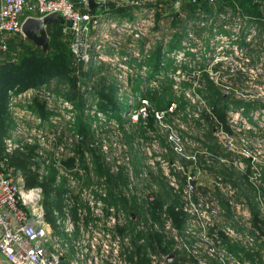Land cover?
Here are the masks:
<instances>
[{"label": "rangeland", "instance_id": "obj_1", "mask_svg": "<svg viewBox=\"0 0 264 264\" xmlns=\"http://www.w3.org/2000/svg\"><path fill=\"white\" fill-rule=\"evenodd\" d=\"M188 2L190 0L179 3L177 0H117L104 10L103 22L93 34L79 35L80 43L91 42L88 49L97 55L96 59L83 60L75 55L73 42L78 35L65 30L63 23L46 26L54 46L70 59L69 79L77 80L81 87L84 114L89 117L85 120L87 135H73L81 113L64 97L69 84L56 86L54 81L40 90L11 84L5 90L7 97L4 96L5 104H0V114L13 120L10 134L26 143L25 148L13 155L14 163L20 162L16 166L22 169L24 182L35 172L42 187L53 191L58 204L46 208L48 217L54 219L53 209L56 208L61 214L70 213L77 220L88 243L95 245L98 260L93 264H108L111 257L122 263L124 246L133 249L129 239L138 229L128 205L135 198L141 202L149 193L164 189L168 180L177 183L176 173L182 169L191 174L195 185H206L211 190L217 186L227 193L244 191L246 187L264 189V42L262 44L260 38L254 40L258 33L254 24L242 31L247 40L253 38L254 43L249 48L240 45L243 18L240 14L233 16L232 22L230 14L221 15L217 28L205 41V36L196 34L207 18L199 12L194 17L198 24L185 25L181 40L184 52L170 51L169 45L184 16L180 10ZM209 2L218 6L224 0ZM176 14H179L178 18ZM135 25H142L140 35H133L131 29ZM98 31L100 35L96 37ZM105 32L107 37L101 35ZM12 38L11 41L19 42L21 51L22 45L31 42L24 33H17ZM260 42L262 46L255 45ZM159 44L162 46L160 53L157 51ZM79 46L82 50L86 48L84 44ZM0 56L1 73L19 60L18 55L14 59L13 53L0 52ZM194 64L198 71L202 65L215 77L219 94L230 96L223 101L230 102L227 123L233 128L232 138L222 127H216V136H206L203 128L207 122L200 121L196 113L194 117L186 111L169 113L172 107L169 112L155 110V122L150 118L149 113L156 103L152 95L156 90L161 93L168 89L180 99L183 97L196 107H203V97L195 88L202 87L199 76L202 77L205 71L190 75L188 69L195 67ZM240 71L244 72L242 78L238 75ZM229 77L238 80L231 81ZM50 87H57L61 96L54 99L51 92L53 95L47 97L46 89ZM38 92L45 107L56 113L55 117L47 116L43 120L36 111L27 108L34 105L32 97ZM100 93L111 95L125 107L120 120H105L96 110L102 101ZM54 125L58 128L55 131ZM211 143L217 145L219 153L212 155L207 151L210 148L207 145ZM3 147V135L0 134V157L5 158ZM203 155L212 157L210 163L221 169L220 174L213 176L199 168V156ZM190 158L194 162H188L183 168L182 163ZM226 166H231L234 172H225ZM106 167L118 173L115 180L107 178ZM35 185L39 184H32ZM191 189L186 188L185 201L190 198ZM110 196H113V204L104 199ZM195 197L186 203L190 218L183 236L176 238V247H186L187 251L188 247L193 248L197 260L192 261V256L181 253L174 256L175 264H210L203 254L216 256L210 252L214 250L210 247L214 242L209 234L211 230L223 232L229 241L240 240L253 246V261L264 260V241L257 239V235L263 237L264 234L259 233V225L254 223L253 213L244 201L234 202L229 216L216 200L201 195ZM261 206V212H264V204ZM236 221L238 223H234ZM52 226L56 228V225ZM120 227L125 228L123 233ZM218 249L216 258L222 264H254L246 256ZM150 257L152 264H167L165 258Z\"/></svg>", "mask_w": 264, "mask_h": 264}, {"label": "trees", "instance_id": "obj_2", "mask_svg": "<svg viewBox=\"0 0 264 264\" xmlns=\"http://www.w3.org/2000/svg\"><path fill=\"white\" fill-rule=\"evenodd\" d=\"M180 11L184 13V16L183 19H181L182 21L179 23L180 25L178 30H176V32L174 33L172 42L169 45L170 51H174L177 54L184 52L185 49V47L181 46L183 32L185 31V25L189 24L190 26H192L194 24H198L195 23L196 20H194V17L199 14V12L204 13L207 18L202 21L203 26L198 29L196 34L201 37L205 36L203 38L205 41H207V38L214 32V28H217L219 17L221 15L230 14V21L232 22V17L240 14V18L243 17L242 22H240L241 32L247 26L250 27L251 25L255 24L258 33L255 35L254 40L260 38L262 44L264 42V0H224V2L218 6L210 3L209 0H190V2L183 5ZM178 15L176 14L177 18L179 17ZM209 30H211V32ZM243 32L241 35L240 45L244 48H249L251 44L254 43V40L252 38V40L248 41L247 35ZM12 39L13 38H11L9 41V49L7 51H3V53L11 55L13 51H16L17 55L19 56V60L12 63L14 65L12 66V68H9L11 67L10 64L7 71L1 73L2 71L0 70V98H2L0 104H5L4 99H6L5 97H7L5 90L9 87V85L11 86V84L24 89L40 88L39 86H41L42 84L51 86L53 81L56 82V86H66L69 84L70 87L67 88L64 97L74 103V106H76L81 113L79 122L73 135H87L88 132L85 126V120L89 119V117L84 114L85 105L84 100L81 96V87L78 86L77 80L72 79L71 77V79H69L68 73L71 72V69L69 67V57L61 54L60 51L57 50L52 42V39H50L51 49L48 51L42 48L41 45L35 43L31 38L30 45L28 43L22 45L23 51H21L22 47H19V42L11 41ZM261 42L255 45L262 46ZM161 48L162 46L161 44H159V46H157L158 53L161 52ZM204 68L205 67L200 65L199 71H205ZM16 70L19 71L16 72ZM214 70L216 69L214 68ZM199 71L197 66L188 69L189 74H193L192 76L199 75L198 73H196ZM14 72H16L17 74H14ZM243 73L244 72L242 71L238 73L240 78L244 77ZM199 78L200 81H203V84L201 81L202 87L198 86L195 89L197 91V94L203 97V102H201L203 104L202 108L196 107V105H193L188 99H184L183 97L182 99H180V96H177L173 91L170 92L168 89L163 90L161 93L156 90L152 95V98L156 100V103L154 105L155 107L153 106L152 108L153 111L151 110L149 113L150 118L153 120V122H155V110L169 112L170 107H172V110L169 113L175 114L180 111H186V114H190L192 117H194L196 113L200 121L202 120L203 122H207V126L203 128L204 134L206 136H208L209 134L216 136V127H222L226 131L229 138H232L234 135V131L231 125L227 123L228 115L230 114V102L223 101L230 96L227 94H219L216 79L209 73V71L206 70L205 72H203V76H199ZM229 80H238V78L229 77ZM172 82H175V80H172ZM48 90L55 93L57 97L61 94L57 87H50ZM87 92H90V90ZM100 94L102 97V101L97 104L96 110L103 115V118H105V120H120V113L125 110V107H123V105L121 104L119 105L116 99H114L111 95H107L104 93ZM40 96L41 95L39 92L36 93L32 97L34 105H30L27 108L32 112L36 111L35 113L38 114V116H40L43 120L47 116H56L55 112H51L45 107V103L44 101H42L43 99ZM173 105L175 109H173ZM1 110L2 109H0V111ZM145 112L147 113V111ZM98 120H102V118H95L93 121ZM12 123L13 120L9 119L7 115L0 114V130H2V133L0 134L3 135V144L4 137L14 125H12ZM195 123L199 124L198 121H195ZM55 129L57 130L58 128L55 127ZM207 146L210 147L207 148V151L212 155L219 153L216 144L211 143ZM21 150L22 149H17L14 153L11 154L10 157L8 156L6 159L4 158L5 162L8 165H18L20 162L16 160L14 163V156L15 153H18ZM225 156L229 157V155L227 154ZM199 158V168H201L204 173H210L213 176H217L218 172L219 174L221 173V169H217L215 164L210 163L212 158L211 156L206 157V155H203L202 157L199 156ZM188 162H194V160L192 158L187 159L182 163L183 168L187 167ZM227 166L224 167V171L227 173H233V168L231 166ZM110 169V167H106L105 174L107 175V178H109V180L113 181L118 177V173H113ZM101 172L103 173L104 171ZM179 173H176L177 183L172 184L171 181L168 180V182L164 184V189L149 193L148 196L146 198H143L141 202H139L138 199L135 198L130 203V205H128L132 210L130 212L131 218L138 221V223L137 221H135L134 223L138 224V229L137 232L134 233V235H132L129 239V244L131 247H133V249H131L129 246H124L125 251L123 252V259L126 263L129 262L131 264H152V258L150 257L151 255L152 257L159 256L160 258L166 259L167 255H169L172 251H175L176 255L181 253H183L185 256L190 255L192 256V261L197 260L196 257H194L196 256L194 255L196 253H193V248L188 247L187 249H189V251H187L186 247L185 249L176 247V238L178 237V235L183 236L187 219L190 218V213L186 207V203L197 195H201L211 201L216 200L221 207L227 210L226 215L229 214V216L231 214V205L234 202L244 201L249 207L251 213H253L252 215L254 223L259 225V233L264 234V212H261V205L264 204V189L262 190L246 187L244 188V191L235 190L231 193H227L222 191L221 187L217 186L214 188V190H211L206 185H195V179L191 176V174H189L188 171H186V169H182V171L180 170ZM37 177L38 174H36L35 172L33 174H29V177L25 181L26 184L29 186H32V184L43 185L40 181H37ZM187 187H190L192 189L189 193L190 198L185 201L183 197L186 196L185 190ZM43 188V204L45 206V209L56 207L58 203L55 201L53 191H51L48 187ZM104 199L105 201L107 200L108 203L113 204V196ZM47 218L52 221L54 220L53 217L47 216ZM141 221H143V223ZM144 223H146L147 225H144ZM168 223H170L169 228L167 227V225H169ZM234 223L238 222L236 221ZM124 230V227H120V231L122 233L124 232ZM209 234L212 240H214L213 244H211L210 246L214 250L210 252L215 254L216 256L213 257L207 253L203 254V256L209 260L210 264H222L221 262H219L218 258H216L217 256H219V251L216 250L217 248H219L218 250H225L229 253L237 254L239 256H246L251 262L254 260V258L252 257L254 254L253 246H249V244L245 242L243 243L240 240L229 241L227 236L224 235V233L221 231L211 230L209 231ZM257 239H261L264 241V236L261 237V235H257ZM185 259L188 260L186 257ZM166 262L167 264H175V261ZM252 263L264 264V260L258 259L256 262L253 261Z\"/></svg>", "mask_w": 264, "mask_h": 264}, {"label": "built area", "instance_id": "obj_3", "mask_svg": "<svg viewBox=\"0 0 264 264\" xmlns=\"http://www.w3.org/2000/svg\"><path fill=\"white\" fill-rule=\"evenodd\" d=\"M95 1L101 4L92 7L90 0H0V52L9 49V41L14 35L24 33L22 25L27 17L43 18L49 13L59 12L61 19L58 22L64 24L65 30L78 35L73 42L75 55L83 60L96 59L97 55L88 49L91 42L80 43L79 35L93 34L103 22L104 10L110 7L106 2L112 1L113 4L117 0ZM141 26L135 25L131 29L133 35H140ZM99 35V31L95 33L96 37ZM101 35L107 37L106 32ZM80 44L85 45V50L80 48ZM12 53L16 58L17 52ZM25 144L15 135L5 136V159L17 149L24 148ZM42 193V185L26 186L22 169L8 165L0 157V250L7 261L11 264L97 263L94 243H88L84 229L70 213L61 214L55 208L54 220L47 218ZM121 257L120 264H125ZM107 262L119 264L113 257Z\"/></svg>", "mask_w": 264, "mask_h": 264}, {"label": "water", "instance_id": "obj_4", "mask_svg": "<svg viewBox=\"0 0 264 264\" xmlns=\"http://www.w3.org/2000/svg\"><path fill=\"white\" fill-rule=\"evenodd\" d=\"M90 4L92 7L100 5L101 3L96 2L95 0H90ZM112 1H107L106 5L110 6ZM61 19V15L59 12H52L45 15L43 18L40 17H27L22 25V31L26 36L31 38L37 44L42 45L45 50L51 49L50 36L47 31V25L53 22H57ZM176 255L175 251H172L168 257L167 261H172L174 256Z\"/></svg>", "mask_w": 264, "mask_h": 264}, {"label": "crops", "instance_id": "obj_5", "mask_svg": "<svg viewBox=\"0 0 264 264\" xmlns=\"http://www.w3.org/2000/svg\"><path fill=\"white\" fill-rule=\"evenodd\" d=\"M58 22V21H57ZM53 23H55V22H53ZM53 23H51V24H53ZM35 42V41H34ZM30 43L31 42H29L28 44L30 45ZM36 43V42H35ZM42 46V45H41ZM42 48H43V46H42ZM3 53V52H2ZM1 57V56H0ZM54 82V81H53ZM43 86H47V84H42L41 86H39L40 88L39 89H37V90H40ZM28 89H32V88H28ZM33 89H36V88H33ZM12 91V90H11ZM46 91H47V94H46V96L47 97H50V94H52L53 92L52 91H50V90H48V89H46ZM52 92V93H51ZM54 94V95H53ZM52 95H53V97H54V99H55V93H53ZM53 117H55V116H53ZM13 130L12 129H10L9 131H8V133L6 134V136L7 135H10V132H12ZM54 131H55V125H54ZM0 264H11V263H9L8 261H7V259L5 258V256H4V254H3V252L0 250Z\"/></svg>", "mask_w": 264, "mask_h": 264}]
</instances>
